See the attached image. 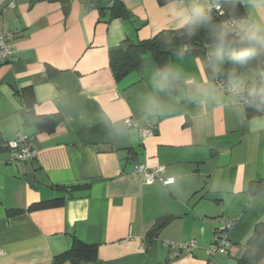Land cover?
<instances>
[{
    "label": "crops",
    "instance_id": "1",
    "mask_svg": "<svg viewBox=\"0 0 264 264\" xmlns=\"http://www.w3.org/2000/svg\"><path fill=\"white\" fill-rule=\"evenodd\" d=\"M161 1L119 0L128 18L111 15L112 0H100L101 11L69 0L67 15L59 2L0 3V30L14 36L12 58L0 63V137L5 146L25 137L36 151L28 162L0 152V264H52L72 238L97 246V264H238L243 258L264 223V190L249 191L264 181V129L250 130L234 109L196 102L197 81L208 80L199 57L170 61L187 79L157 116L142 110L138 95L147 90L148 69L158 67L152 57L144 55L139 70L120 82L111 71L112 53L177 30ZM48 66L56 72L51 77ZM31 96L35 115L57 118L53 133L25 121ZM127 120L152 123L154 134L142 138ZM136 165L164 168L175 182L147 184L142 174H131ZM61 187L76 188L65 194ZM60 197L61 208L27 211ZM221 231L230 245L210 256ZM192 241L196 248L177 258L164 246Z\"/></svg>",
    "mask_w": 264,
    "mask_h": 264
},
{
    "label": "clouds",
    "instance_id": "2",
    "mask_svg": "<svg viewBox=\"0 0 264 264\" xmlns=\"http://www.w3.org/2000/svg\"><path fill=\"white\" fill-rule=\"evenodd\" d=\"M222 5L228 15L217 22L212 8ZM164 7L178 37L191 42L205 33L208 52L202 62L208 80L197 81L196 102L234 109L250 130L264 129V0H164ZM159 42L171 48L175 37L165 32ZM148 72L147 90L138 95L142 110L157 116L169 109L168 101L175 99L187 77L167 64ZM249 111L255 114L251 119Z\"/></svg>",
    "mask_w": 264,
    "mask_h": 264
},
{
    "label": "trees",
    "instance_id": "3",
    "mask_svg": "<svg viewBox=\"0 0 264 264\" xmlns=\"http://www.w3.org/2000/svg\"><path fill=\"white\" fill-rule=\"evenodd\" d=\"M51 2H59L63 14L67 15L69 12V0H46ZM85 3L95 6L98 10L100 8V0H84ZM161 5L164 1L160 2ZM226 5L221 6V11L216 12L212 8V12L217 22L225 19L228 15L223 9ZM111 15L113 17L128 18L129 13L125 10L119 0H112ZM241 13H244L242 6L239 8ZM177 30H167L157 33L151 39L145 41H137L129 45L124 50H119L110 55L111 71L116 82H120L128 75L137 72L141 66L142 57L149 55L155 60L158 66L169 65L174 57H199L203 58L206 55V38L205 33L201 32L191 42L184 40L176 35ZM165 32L175 37V45L171 48L164 47L159 41L160 36ZM48 76L51 77L56 74L55 70L47 67ZM34 100L32 96L27 99L24 107L23 116L25 121L32 120L39 133L51 134L58 126L59 122L55 116H37L33 110ZM255 115L251 111L247 113V118ZM5 143L0 137V152L8 150ZM76 187H61L59 188L65 194L69 193V189ZM264 190V181L253 182L249 185V191L255 195ZM72 199V198H68ZM65 204L63 197L32 204L28 207V212H38L61 208ZM19 212L9 213V216H15ZM169 218L159 220L153 229L148 233V239L155 237L158 232L169 222ZM264 259V223L258 224L253 232V235L247 242V251L238 264H259ZM264 262V261H263ZM52 264H97V246L88 245L80 240L72 238L70 248L64 253L56 256ZM262 264V263H261ZM264 264V263H263Z\"/></svg>",
    "mask_w": 264,
    "mask_h": 264
},
{
    "label": "built area",
    "instance_id": "4",
    "mask_svg": "<svg viewBox=\"0 0 264 264\" xmlns=\"http://www.w3.org/2000/svg\"><path fill=\"white\" fill-rule=\"evenodd\" d=\"M6 0H0V3H4ZM17 0H10L7 7L14 8ZM216 12H220V9L213 7ZM14 36L12 33L4 32L0 30V63L8 62L14 54ZM127 127H133L138 130L142 138L150 137L154 134V125L149 123L144 127H138L135 123L127 120L125 121ZM9 152L12 155L13 160L17 162H28L33 161L36 158V151L31 147L27 138L19 137L14 141H10L6 144ZM132 175L142 174L145 182L147 184H153L155 182H160L164 186L171 185L175 182L173 177L164 176V168H154L146 169L142 166L136 165L131 173ZM226 233L221 231L214 236V241L210 247L208 254L214 256L216 253H220L228 249L229 242L226 239ZM165 247L169 248L171 253V258H177L182 253H189L196 248V243L194 241L189 243L174 244L172 242H167L164 244Z\"/></svg>",
    "mask_w": 264,
    "mask_h": 264
},
{
    "label": "water",
    "instance_id": "5",
    "mask_svg": "<svg viewBox=\"0 0 264 264\" xmlns=\"http://www.w3.org/2000/svg\"><path fill=\"white\" fill-rule=\"evenodd\" d=\"M207 52H208V48H206V54H207ZM262 67H264V65H262Z\"/></svg>",
    "mask_w": 264,
    "mask_h": 264
},
{
    "label": "rangeland",
    "instance_id": "6",
    "mask_svg": "<svg viewBox=\"0 0 264 264\" xmlns=\"http://www.w3.org/2000/svg\"><path fill=\"white\" fill-rule=\"evenodd\" d=\"M263 261H264V259L259 264H261V263L263 264L264 263Z\"/></svg>",
    "mask_w": 264,
    "mask_h": 264
}]
</instances>
